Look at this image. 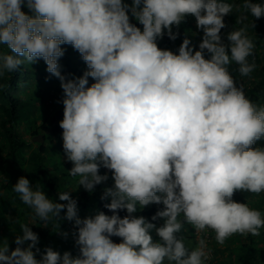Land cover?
<instances>
[{"label":"clouds","instance_id":"obj_1","mask_svg":"<svg viewBox=\"0 0 264 264\" xmlns=\"http://www.w3.org/2000/svg\"><path fill=\"white\" fill-rule=\"evenodd\" d=\"M237 7L229 0H0V46L7 49L0 52V75L43 59L59 78L69 175L89 193L104 184L101 199H110L104 206L113 213L82 218L70 191L55 200L21 176L13 190L40 220H55L58 228L66 209L79 254L51 246L41 252L38 233L22 224L14 250L7 240L0 243V262L206 264V240L189 248L185 224L198 236L211 230L220 245L234 234L259 235L264 213L233 199L237 190L264 192V145H258L264 106L246 96L228 67L235 62L242 76L252 73L255 44L244 27L228 32L227 43L221 35L225 16ZM240 7L264 17L260 0ZM189 16L203 32L198 50L187 36L176 50L161 48L158 39L175 41ZM62 45L81 55L82 75L62 73ZM153 204L162 207L151 219L137 214Z\"/></svg>","mask_w":264,"mask_h":264},{"label":"trees","instance_id":"obj_2","mask_svg":"<svg viewBox=\"0 0 264 264\" xmlns=\"http://www.w3.org/2000/svg\"><path fill=\"white\" fill-rule=\"evenodd\" d=\"M125 2L131 4L132 0H125ZM229 2L238 7L232 14L225 16L226 27L221 29L222 38L227 43L228 32L234 28H246V34L255 44L249 62L254 61L256 64L254 71L247 76L240 74L239 65L235 62L228 66L229 71L238 85L244 88L246 96L254 104L264 106V17L256 19L247 14L243 7H240L243 0H229ZM260 2L264 3V0ZM23 10L28 11L27 8ZM130 20L141 30L143 29V25L131 15ZM179 33L175 41L165 35L163 39H158V45L176 50L187 36L198 50L203 32L197 29L194 17L189 16L182 22ZM62 47L66 49L59 61L62 73L68 78L82 75L87 65L81 55L71 45H62ZM3 51H7L6 47L0 46V52ZM46 68L44 60L40 59L37 63L21 65L14 72L5 71L0 75V193L5 190L6 194L0 202L3 201L6 205L11 204V208L16 207L19 211L17 218L20 220V226L30 224L32 230L38 233L40 239L37 246L41 252L48 246L54 247L56 243L68 246L70 251L79 254V247L75 244L74 237L66 243L67 237L62 235L67 232L72 236L74 231V222L64 218L66 209L61 212L57 220L59 225L57 228L55 220L48 222L40 220L33 209L24 204L19 194L13 190V185L18 179L26 176L31 182V187L39 184L52 199L58 200L60 191H70L71 195L78 200V214L82 218L95 215L94 206L98 212L113 214L104 206L110 203V199L107 201L101 199L104 184L97 185L96 190L89 193L82 187L79 188V177L69 175L73 165L64 156L63 129L59 124L64 116L63 90L59 78L47 72ZM94 82L93 78H89V86ZM39 135L43 136V141H34L33 139ZM258 145H264V141L258 142ZM100 171L101 174L109 172L111 176L108 169L102 167ZM111 183L110 179L107 182L108 186H111ZM233 199L247 203L250 207L264 213V192L257 194L237 190ZM159 207L162 206L153 204L139 210L137 214L151 219ZM85 211L88 213L86 216L83 214ZM119 214L123 217L127 215V212L120 210ZM8 216L12 219L10 214ZM6 221L7 219H0V226L6 224L5 228H0V236H14L11 239H5L11 251L17 247L15 238L18 234H22V231L18 230L17 222L14 225L7 224ZM154 223L159 227L163 221L157 220ZM231 238L234 239L235 244L230 249L231 259L228 264H264V228L259 230V235L234 234ZM112 239L114 242H121L119 237H112ZM27 243L30 241L23 246L27 247ZM37 258H40V253H37ZM209 263L206 262V264Z\"/></svg>","mask_w":264,"mask_h":264},{"label":"rangeland","instance_id":"obj_3","mask_svg":"<svg viewBox=\"0 0 264 264\" xmlns=\"http://www.w3.org/2000/svg\"><path fill=\"white\" fill-rule=\"evenodd\" d=\"M159 46L162 48L161 45H159ZM4 194H5V190H3L0 193V199L3 198V196H6V194L5 195ZM11 206H12L11 204L6 205V203L3 201L0 202V219H7V221H6L7 224L10 223V224L16 225L15 222H17V228H18V230H21L20 220L17 218V214L19 213V211L16 209V207L11 208ZM94 210L96 213L98 212L96 206H94ZM8 213L11 215L12 219L9 218ZM83 214H84V216H86L88 213H87V211H85ZM3 227L5 228L6 224H5V226L4 225L0 226V228H3ZM184 228H185V230L183 232V235L187 238L186 244L189 248H195L198 244V239H200V238H203L206 240L208 249H210V257L207 260V262H210L209 264H228L229 263L228 261L231 259V257H229L230 249L235 244V241L233 238L229 237L223 245H220L219 243L216 242V240L214 238L215 233L211 232L210 230L202 232L198 236L195 229H193L191 225L185 224ZM152 233L151 234L153 235L154 240L160 239L158 237V235L156 234L155 230H153ZM1 236H0V243L6 241L5 239H8V238L11 239L12 237H14L13 235H9L8 237H6L4 235H1ZM72 238H73V235L72 236L68 235L67 238L65 239V242L67 243ZM236 242H238V241H236ZM53 248H54V250L60 251L61 254H63L64 251H70L68 246L59 245L56 243L54 244ZM72 254H73V256L78 255L75 251H73ZM166 264H167V262H166Z\"/></svg>","mask_w":264,"mask_h":264},{"label":"water","instance_id":"obj_4","mask_svg":"<svg viewBox=\"0 0 264 264\" xmlns=\"http://www.w3.org/2000/svg\"><path fill=\"white\" fill-rule=\"evenodd\" d=\"M33 140L34 141H39V140L43 141V136L39 135V136L35 137Z\"/></svg>","mask_w":264,"mask_h":264},{"label":"built area","instance_id":"obj_5","mask_svg":"<svg viewBox=\"0 0 264 264\" xmlns=\"http://www.w3.org/2000/svg\"><path fill=\"white\" fill-rule=\"evenodd\" d=\"M0 264H3V262H0Z\"/></svg>","mask_w":264,"mask_h":264}]
</instances>
